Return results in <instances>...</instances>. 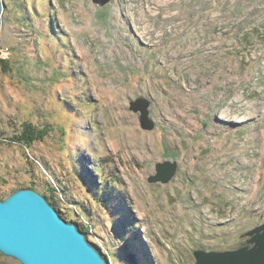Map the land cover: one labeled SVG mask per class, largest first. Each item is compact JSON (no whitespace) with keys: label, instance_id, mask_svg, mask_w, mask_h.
Masks as SVG:
<instances>
[{"label":"rangeland","instance_id":"obj_1","mask_svg":"<svg viewBox=\"0 0 264 264\" xmlns=\"http://www.w3.org/2000/svg\"><path fill=\"white\" fill-rule=\"evenodd\" d=\"M2 4L0 198L51 195L109 264L249 244L264 223V0ZM26 122L44 137L18 141ZM165 161L173 178L151 181Z\"/></svg>","mask_w":264,"mask_h":264},{"label":"water","instance_id":"obj_2","mask_svg":"<svg viewBox=\"0 0 264 264\" xmlns=\"http://www.w3.org/2000/svg\"><path fill=\"white\" fill-rule=\"evenodd\" d=\"M108 2L109 0H102ZM3 4L0 0V28ZM149 102H132L140 111L142 127L152 128ZM177 164H157L158 173L151 181L168 182ZM248 243L231 250L194 251V264H264V223L245 233ZM0 251L22 264H109L100 248L74 221H69L35 188L24 187L0 198Z\"/></svg>","mask_w":264,"mask_h":264},{"label":"trees","instance_id":"obj_3","mask_svg":"<svg viewBox=\"0 0 264 264\" xmlns=\"http://www.w3.org/2000/svg\"><path fill=\"white\" fill-rule=\"evenodd\" d=\"M47 129L44 128H37L34 127L32 124L30 123H24L22 129L20 130V133L17 134V137H15L18 141H23L26 143H32L35 140L41 139L44 137V135L46 134ZM24 188V187H21ZM30 188H35V186H31ZM48 200L49 202L59 211V213L61 214V216H63L64 218H66V215L64 212H62L59 208V206L56 204L55 200L53 199V197L43 191H40ZM73 221V220H71ZM76 222V221H75ZM78 224V226L81 228L82 231H84L85 233H89L85 227L81 224H79V222H76Z\"/></svg>","mask_w":264,"mask_h":264},{"label":"bare ground","instance_id":"obj_4","mask_svg":"<svg viewBox=\"0 0 264 264\" xmlns=\"http://www.w3.org/2000/svg\"><path fill=\"white\" fill-rule=\"evenodd\" d=\"M247 236V235H246Z\"/></svg>","mask_w":264,"mask_h":264}]
</instances>
